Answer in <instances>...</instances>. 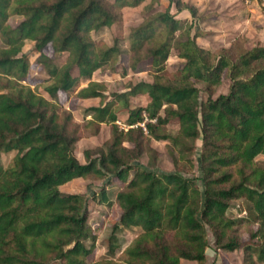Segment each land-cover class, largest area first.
I'll use <instances>...</instances> for the list:
<instances>
[{
    "label": "trees",
    "instance_id": "obj_1",
    "mask_svg": "<svg viewBox=\"0 0 264 264\" xmlns=\"http://www.w3.org/2000/svg\"><path fill=\"white\" fill-rule=\"evenodd\" d=\"M157 1L148 0L146 6L152 8ZM168 1L177 11L196 16L191 5ZM139 2L0 0V76L6 89L0 91V153L15 151L7 166L0 164V264H111L86 262L94 239L86 223L87 198L59 190L75 178L108 175L125 186L115 195L120 215L112 225L109 254L116 248L114 232L130 227L140 229L124 250L130 264H179L180 259L200 263L207 228L218 247L234 250L239 242L228 231L235 220L225 213L230 200L244 198L250 204L248 217L256 224L249 234L256 244L241 247L243 264L264 262V165L254 161L264 155V45L246 49L237 36L213 55L196 43L191 21L175 18L168 10L155 12L128 35L129 50L154 68L151 81L128 84V91L114 92L104 101L102 84L90 78L114 60L119 48L96 45L90 32L110 27L120 20L121 8ZM262 10L264 14V2ZM10 15L21 17L14 27L6 24ZM24 40L34 42L50 78L47 99L21 83L28 70L21 53ZM47 45L51 58L66 53L61 65L42 54ZM172 46L183 64L179 79L164 81L156 71ZM222 73L229 80L227 92L199 100L189 79L204 82L209 90ZM80 80L87 82L76 96L99 99L97 106L84 110L88 123L95 132L100 123L111 125L106 146L83 150L82 163L74 152L77 126L69 128L71 114L57 103V94L72 91ZM140 94L147 96L146 104L128 107L129 95ZM121 109L127 112L126 129L115 124ZM170 119L176 121L174 135L165 130ZM198 137L201 188L195 178L137 162L143 151L155 155L150 140L167 141L183 156ZM99 194L105 201L103 189Z\"/></svg>",
    "mask_w": 264,
    "mask_h": 264
},
{
    "label": "rangeland",
    "instance_id": "obj_2",
    "mask_svg": "<svg viewBox=\"0 0 264 264\" xmlns=\"http://www.w3.org/2000/svg\"><path fill=\"white\" fill-rule=\"evenodd\" d=\"M112 2V0H106ZM195 8L196 16L192 19L187 10L177 11L173 4L168 0H158L152 8L146 6L148 0H140L134 7H123L120 10L121 18L110 27H103L98 31L90 32V38L96 45H113L119 48V54L112 62L94 71L90 80L102 84L105 94V100L110 99L114 92H126L128 84H135L139 81H151L154 68L149 65L147 59L138 58L137 54L129 50L128 35L132 28L139 25L144 17L154 14L155 12H163L168 10L175 18L192 22L194 31L197 33L196 43L205 47L216 55L221 49H226L229 42L237 40V36L244 39V48L249 49L253 46H263V30H264V14L262 10V2L260 0H249L252 3L245 4L243 0H180ZM116 8V6H115ZM21 17L18 15H10L6 24L14 27ZM160 28V26H158ZM191 30V33L194 31ZM235 38V39H233ZM178 40L175 37L176 41ZM21 53L28 61V70L26 76L21 83L29 86L35 93L44 98L47 97L45 87L49 83V76L39 57V52L34 49V42L24 40L21 47ZM174 46L169 50V54L162 63L161 69L156 71L160 73L164 81H175L179 79L180 69L183 60L176 55ZM42 54L48 57L55 66L61 65L66 57V53H60L51 58V48L45 46ZM87 80H80L68 93H58L57 103L60 110L65 109L70 112L73 126H77L78 140L74 146V152L79 160L83 162L82 151L85 149L104 148L110 137L109 123H100L98 131L95 132L94 124L88 123L89 116L85 115L84 110L90 106L99 104L98 98L81 99L76 96L79 88L85 86ZM189 82L198 89V98L204 101L208 96L215 98L219 94H225L228 89L229 80L224 75L220 76V82L207 90L204 82L189 79ZM5 77L0 76V91H6L3 87ZM128 107L134 108L144 106L148 101L145 94L129 95L127 98ZM127 112L121 109L117 112V120L115 124L122 129H126L125 119ZM140 125H142L140 123ZM166 132L174 135L177 132V125L174 119H170L165 126ZM201 138L194 140L192 150L183 156H178L174 148L167 141L150 140L149 145L155 150L154 156H149L143 151L137 162L150 169L162 171H177L185 177L195 178L196 183L201 188V175L199 169V155L201 152ZM125 147L131 146L127 142H123ZM15 151L0 153V164L7 166ZM94 154V153H93ZM91 154V155H93ZM257 165H264V155H257L254 158ZM132 171L129 172L128 178L131 177ZM104 190L106 200L103 201L99 194L100 190ZM122 185L112 176L105 178H97L88 176L86 178H75L65 184L59 186V190L63 193H80L87 198V217L86 223L89 234L93 236L92 249L90 254L85 258L87 263L106 260L111 264H130L125 258V248L135 239L140 232L138 227L121 228L114 232L116 237V248L112 254L108 252L109 236L112 232V225L118 220L120 209L115 201L117 192L124 190ZM102 200V202H101ZM226 210V216L235 220V224L228 231V236L239 242V247L228 251L221 249L215 243L214 235L210 229H206L207 247L202 262L181 259L179 264H243L244 252L242 246L245 244H256L249 234L256 228L248 217L250 204L244 198L232 199L229 201ZM86 246L90 245V240L83 241ZM252 259L254 255L251 254ZM255 264H264L256 262Z\"/></svg>",
    "mask_w": 264,
    "mask_h": 264
},
{
    "label": "crops",
    "instance_id": "obj_3",
    "mask_svg": "<svg viewBox=\"0 0 264 264\" xmlns=\"http://www.w3.org/2000/svg\"><path fill=\"white\" fill-rule=\"evenodd\" d=\"M229 1H231V0H229ZM243 2L245 3V4H249L250 5V3H252L251 1H246V0H243ZM263 39H264V30H263ZM97 106V105H96ZM76 144V143H75ZM84 162V161H83ZM179 263H181V259L179 260Z\"/></svg>",
    "mask_w": 264,
    "mask_h": 264
},
{
    "label": "built area",
    "instance_id": "obj_4",
    "mask_svg": "<svg viewBox=\"0 0 264 264\" xmlns=\"http://www.w3.org/2000/svg\"><path fill=\"white\" fill-rule=\"evenodd\" d=\"M246 1H248V0H246ZM260 2H262V3H263V2H264V0H260Z\"/></svg>",
    "mask_w": 264,
    "mask_h": 264
}]
</instances>
